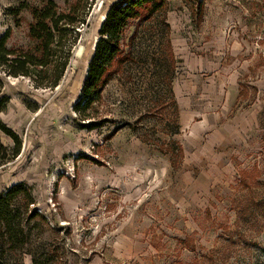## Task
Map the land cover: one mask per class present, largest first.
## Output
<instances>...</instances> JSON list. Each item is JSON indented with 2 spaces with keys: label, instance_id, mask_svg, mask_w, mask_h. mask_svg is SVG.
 <instances>
[{
  "label": "rangeland",
  "instance_id": "374dc122",
  "mask_svg": "<svg viewBox=\"0 0 264 264\" xmlns=\"http://www.w3.org/2000/svg\"><path fill=\"white\" fill-rule=\"evenodd\" d=\"M120 1L0 0L14 57L49 59L1 72L0 118L17 139L2 133L0 192L24 182L33 208L68 226L59 264H264V0L165 1L126 29L134 61L84 111ZM50 2L86 22H60L44 52L30 27Z\"/></svg>",
  "mask_w": 264,
  "mask_h": 264
},
{
  "label": "trees",
  "instance_id": "16d2710c",
  "mask_svg": "<svg viewBox=\"0 0 264 264\" xmlns=\"http://www.w3.org/2000/svg\"><path fill=\"white\" fill-rule=\"evenodd\" d=\"M165 1L167 0H121L108 10L84 84L82 110L90 109L93 103L100 100L106 85L120 72L121 67L134 61L132 48L137 31L125 44L122 38L126 29L134 21H145L161 11ZM68 10H60L55 3L50 2L43 11H34L35 23L30 27L31 36L41 42L44 52L55 44V37L61 30L60 22L64 28L72 29L86 22L84 16L75 9ZM7 39L5 35L0 37V113L7 101L2 95V70L7 69L8 73L16 76H29V65L49 64L47 57L41 61L30 53L14 57L17 51L7 47ZM2 133L15 141L17 139L0 118V163L9 156V150L2 141ZM19 147L20 143L16 147L17 153L20 151ZM35 199L31 188L24 182L0 192V264H23L25 255L32 257V264H59L63 261L58 240L60 232L68 226L58 220L53 208L49 207L48 214L40 208H33ZM44 232L48 233L47 237L42 236Z\"/></svg>",
  "mask_w": 264,
  "mask_h": 264
}]
</instances>
